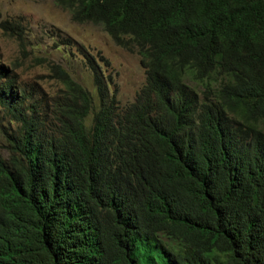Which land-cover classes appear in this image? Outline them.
Listing matches in <instances>:
<instances>
[{
    "label": "trees",
    "instance_id": "trees-1",
    "mask_svg": "<svg viewBox=\"0 0 264 264\" xmlns=\"http://www.w3.org/2000/svg\"><path fill=\"white\" fill-rule=\"evenodd\" d=\"M55 4L145 85L121 108L93 66L95 97L60 70L48 128L0 66V264H264V0Z\"/></svg>",
    "mask_w": 264,
    "mask_h": 264
},
{
    "label": "rangeland",
    "instance_id": "rangeland-1",
    "mask_svg": "<svg viewBox=\"0 0 264 264\" xmlns=\"http://www.w3.org/2000/svg\"><path fill=\"white\" fill-rule=\"evenodd\" d=\"M0 66L13 80L12 90L24 96L25 108L35 111L48 128L54 127L67 95L60 70L95 97L93 66L110 82V93L121 108L135 100L146 79L137 54L115 45L100 25L74 23L55 0H0ZM17 128L0 104L4 158L7 134Z\"/></svg>",
    "mask_w": 264,
    "mask_h": 264
}]
</instances>
